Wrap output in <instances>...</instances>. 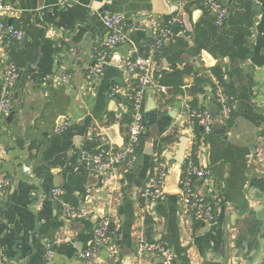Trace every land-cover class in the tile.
Segmentation results:
<instances>
[{
  "label": "crops",
  "instance_id": "0c3cea01",
  "mask_svg": "<svg viewBox=\"0 0 264 264\" xmlns=\"http://www.w3.org/2000/svg\"><path fill=\"white\" fill-rule=\"evenodd\" d=\"M7 1L12 10L1 20L20 30L23 41L0 40V85L6 65L19 72L11 115L0 114V264H86L77 254L91 246L95 216L107 218L112 231L97 264H161L137 256L141 239L163 242L176 264H264V0H224L228 15L221 27L199 3L190 5L193 0H77L66 6L60 0ZM177 12L182 25L173 27L174 38L153 57L134 164L91 172L82 152L124 144L136 81L122 63L145 56L155 24L169 26ZM110 14L122 15L131 28L91 82L86 72L94 48L107 38L103 17ZM185 67L192 74L183 94L171 97L158 85L160 76ZM213 67L233 91L227 96L233 108L220 129L204 135L189 117L193 97L186 90L193 73ZM113 85L119 93L110 97ZM209 89L193 109L221 110ZM158 142L170 174L165 200L148 203L140 193ZM189 164L210 172L194 179L214 203L208 226L183 216L176 178ZM57 188L62 194L53 199ZM66 205H83L90 215L69 221ZM47 246L53 251L49 262Z\"/></svg>",
  "mask_w": 264,
  "mask_h": 264
},
{
  "label": "built area",
  "instance_id": "2783aa9c",
  "mask_svg": "<svg viewBox=\"0 0 264 264\" xmlns=\"http://www.w3.org/2000/svg\"><path fill=\"white\" fill-rule=\"evenodd\" d=\"M77 0H60V5L66 6L75 3ZM199 5L214 16L217 27L223 26L226 21L228 10L218 0H198ZM12 10L7 0H0V40L5 44H17L23 38V33L14 26L4 23L1 15ZM103 24L108 31L104 43L94 48V62L87 70L86 77L93 82L100 77L109 65L110 52L113 48L122 44L127 39V32L131 28L130 23L119 14H110L103 17ZM182 25L180 13L174 14L167 27L155 24L157 32L155 40L146 44V55L127 60L122 63L123 68L135 76L136 84L131 91L129 103V121L126 124V135L124 144L120 148L102 147L94 153L82 152L80 160L91 172L101 174L116 167L129 168L134 164L137 149L144 131L143 127V105L147 88L152 85L151 70L153 67V57L164 47L165 41L174 38V26ZM19 78V72L14 65H6L1 75L0 85V114L3 118H8L12 112V92ZM64 81L68 77L63 78ZM119 93L118 85L110 88V97ZM228 98L222 95L221 90L216 93V103L221 106L219 120L228 119L233 106L227 104ZM189 117L201 128L204 135H209L213 131L214 118L206 109H190ZM70 124L63 123L55 128L56 133H62ZM264 146V136L260 140ZM210 172L203 168H197L189 164L181 173L180 203L183 216L195 224L210 223L214 220V203L205 196L200 195L194 186V179L208 177ZM168 176V166L162 160L160 153L155 150L151 155V169L147 180L142 187L140 196L143 200L158 203L165 200L164 191ZM62 194L60 189H53L51 196L57 199ZM65 217L69 221H78L89 217L90 211L83 205L78 207L64 206ZM110 222L107 218H100L96 221L92 233L91 246L83 252L77 254V258L84 260L86 264H97V256L100 249L106 246L110 240ZM137 256L139 258H157L161 264H176L172 250L160 241L139 240L137 244ZM53 251L50 246L46 247L45 259L51 261Z\"/></svg>",
  "mask_w": 264,
  "mask_h": 264
},
{
  "label": "trees",
  "instance_id": "16d2710c",
  "mask_svg": "<svg viewBox=\"0 0 264 264\" xmlns=\"http://www.w3.org/2000/svg\"><path fill=\"white\" fill-rule=\"evenodd\" d=\"M198 0H193L190 5L194 3H198ZM205 72H195L193 73V82L190 85V87L186 90V93L189 94L190 96L193 97L191 107L196 108L198 107L199 101L197 100L198 95H204L206 94V87H209V91L214 94V99H216V93L218 90L223 88L221 93L224 96H230L233 94V91L229 89L225 84H224V78H223V73L219 67H213L210 68ZM192 74V70L188 67H185L183 69H173L170 72H163L160 76V79L158 81V85L164 88L168 89V93L170 94L171 97H175L176 95L183 94V86H184V79L187 76H190ZM208 74L211 75L216 79V84H212ZM220 88V89H219ZM129 117L127 116V120L125 123H128ZM160 143H156L155 145V150L160 152Z\"/></svg>",
  "mask_w": 264,
  "mask_h": 264
},
{
  "label": "water",
  "instance_id": "95a60500",
  "mask_svg": "<svg viewBox=\"0 0 264 264\" xmlns=\"http://www.w3.org/2000/svg\"><path fill=\"white\" fill-rule=\"evenodd\" d=\"M221 1V3L224 5V6H226V3L224 2V0H220ZM23 41V38H22V40L20 41V43ZM209 114L214 118V124H213V130L214 129H220L221 128V123H220V120H219V115H220V111H219V108L217 107V106H211L210 108H209ZM10 117V116H9ZM8 117V118H9ZM169 174H170V172H168V176H167V179H166V183H165V187H164V191H165V193H166V184H167V181H168V178H169ZM181 176V172L179 173L178 172V174H177V178H176V184H177V187H178V192H177V194H179V192H180V186H179V181H180V177ZM175 179V175L174 176H172V179ZM171 179V181H173ZM170 180V179H169ZM200 195H202V196H204L202 193H200ZM97 219V216H95V218L93 219V220H95V223H96V220ZM205 226H208V223H205L204 224ZM136 262H137V259H133L132 261H126L124 264H136Z\"/></svg>",
  "mask_w": 264,
  "mask_h": 264
}]
</instances>
